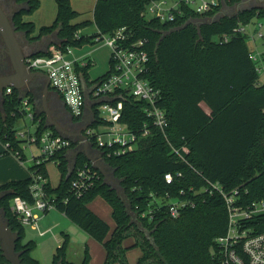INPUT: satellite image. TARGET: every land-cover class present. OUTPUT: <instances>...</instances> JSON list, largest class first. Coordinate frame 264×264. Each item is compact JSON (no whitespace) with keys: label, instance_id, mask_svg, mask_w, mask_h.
Segmentation results:
<instances>
[{"label":"trees","instance_id":"obj_1","mask_svg":"<svg viewBox=\"0 0 264 264\" xmlns=\"http://www.w3.org/2000/svg\"><path fill=\"white\" fill-rule=\"evenodd\" d=\"M16 1L24 5L11 18L17 32H26L31 40L56 34L60 40L56 46L64 50L94 43L103 34H114L123 26L132 31L133 39L146 38L151 58L149 79L162 90L160 104L171 123L166 136L156 129L154 136L141 139L139 146L125 155L108 157L103 149L105 159L115 169V176L122 181L127 200L118 189L105 184L103 177L85 196L74 197L71 185L75 170L68 176V150L57 151L45 162L33 164L32 170L37 169L47 178L45 188L55 198L57 209L103 243L107 251L104 264L116 261L128 264L123 241L130 236H134L136 244L142 248L138 264H217L215 240L226 232L229 220L225 199L220 194L204 191L195 196L190 188L200 190L208 181L220 182L227 192L238 190L237 205L248 206L264 199V82L256 69L257 62L250 57L247 37L234 33L239 25L263 18L264 10L225 15L218 21L202 23L199 31L196 21H210L222 12L225 2L232 6L240 0H220L219 6L203 14L183 5L182 13H176L173 21L145 16L148 5L155 0H97L93 20L97 31L84 35L81 30L92 21L75 23L79 12L71 0H57L55 21L41 26L35 34V23L24 20V16L36 11L40 0ZM187 22L189 24L184 26ZM223 34H231L232 38L228 42L215 39ZM90 68L91 64L78 66L88 87L93 85ZM123 100L121 120L138 131L147 119L143 110L146 103L132 97ZM21 102L14 89L11 95L4 96L0 106V140L10 144L0 157L20 151L21 160H25L22 141L16 137V121L23 117L19 109ZM100 123L103 120L98 119L94 125ZM41 129H45L43 124ZM169 142L180 150L188 163L172 153ZM51 160L61 171L57 187L51 185L45 167ZM84 163L91 164L80 154L77 165ZM177 171H182L184 177L167 185L164 174ZM32 183L30 176L0 185V192H4L0 211L10 227L20 234L16 250L21 252L22 264H41L32 255L36 242L25 241V226L11 209L15 196L33 202ZM181 189L187 191L186 197L197 199L196 207H188L180 217L173 218L163 204L153 219L141 216L142 212L156 206L152 193L163 197L169 191L177 196ZM99 195L111 204L116 224L107 240L111 226L88 206ZM252 224L264 231V215L256 217ZM67 241L68 235H64L52 264H91L89 252L81 262L68 259ZM6 263L0 244V264Z\"/></svg>","mask_w":264,"mask_h":264},{"label":"built area","instance_id":"obj_2","mask_svg":"<svg viewBox=\"0 0 264 264\" xmlns=\"http://www.w3.org/2000/svg\"><path fill=\"white\" fill-rule=\"evenodd\" d=\"M183 5L190 6L203 14L219 6L220 0H174L171 4L169 0H155L148 5L144 14L149 17L148 15L152 13V17L159 18L161 21H173L176 13H182ZM254 25L256 29L252 28ZM234 33H241L252 42L250 57L257 62L256 69L259 74L264 73V17H257L251 23L239 25ZM231 38V34H223L215 39L228 42ZM258 40H262L261 49L257 44ZM97 41H102L111 49L110 69L101 81L92 82L93 85L89 87L90 95H87L78 66L86 67L89 64L92 66L93 62L89 58L76 57L73 47L64 50L55 45L47 53L26 56L25 62L28 68L44 71L49 75L51 85L62 95L75 117L84 118L88 114L87 96L96 102L106 99L94 105L96 119L91 115L86 127L80 130L86 138L75 141L53 129H41L43 119L35 111L30 98L23 97L19 108L23 113L22 118H29L32 127L35 126V128L33 130L28 123L23 128L16 126V137L22 141L23 150L27 144L31 143H36L40 147L41 155L34 157V165L50 159L57 151L64 149L70 151L86 142L107 162L103 149L107 151L108 157L121 156L136 149L141 139L154 136L156 129L166 136V130L171 123L166 110L160 104L163 97L162 90L149 79L151 58L147 49V39L143 37L133 39L132 31L127 26H123L114 34H103ZM13 91V87H7L4 96L11 95ZM125 97H132L146 103L143 110L147 119L138 131L131 129L121 120ZM98 119L103 120V123L94 125ZM6 146L10 148L9 143ZM170 146L172 153L188 163L178 148L171 143ZM12 153L21 160L20 151ZM90 163L76 164L71 185V194L76 198L85 196L96 187L102 177L104 178L101 171L94 167L91 161ZM183 177L182 171L164 174L167 185H173ZM32 178L33 183L30 189L33 202L21 196H15L11 209L24 226L30 225L39 229L40 219L51 210L57 209V202L45 188L47 178L42 173L37 169L32 170ZM190 191H193L195 196L201 191L209 194L217 193L225 199L229 220L226 232L215 240L214 255L217 264H264V231H259L257 226L252 224L256 217L264 215V199L257 200L248 206L237 205L238 190L227 192L220 182L208 181V185L200 190L191 187ZM186 194L185 189H181L177 196H172L169 191L163 197L152 193L156 206L142 212L141 216L153 219L155 212L166 204L170 216L178 218L184 209L194 208L198 203L195 197H186ZM46 232L48 231H40V234L44 235Z\"/></svg>","mask_w":264,"mask_h":264},{"label":"rangeland","instance_id":"obj_3","mask_svg":"<svg viewBox=\"0 0 264 264\" xmlns=\"http://www.w3.org/2000/svg\"><path fill=\"white\" fill-rule=\"evenodd\" d=\"M174 0H169V4L173 3ZM234 6V5H232ZM227 12L233 14L234 10H222V12ZM152 17V13L148 15ZM91 15L89 11L82 12L76 20L90 19ZM256 29V25L252 27ZM95 28L93 26H88L83 28L81 32L86 35L90 34ZM250 47L252 42L248 40ZM259 48L263 47L262 40L257 42ZM77 52L81 55H92L96 60V64L90 70L92 76H97L99 74L105 73L110 67V47L103 44L102 41H96L94 43H87L82 47H76ZM261 82H264V73L260 77ZM28 123L29 126L34 130L35 126L32 127V122L29 118L17 119L16 124L19 128L25 127ZM10 155H14L9 153ZM24 154L26 155V160L21 161L25 163L28 167L33 164L34 157L41 155V149L36 143L27 144L24 148ZM14 162L12 158H5L0 160V167H9ZM47 174L53 186H57L60 182L61 171L59 166L54 160L48 161L46 163ZM92 207L96 209L101 216L110 224L111 229L106 236V240L111 237L113 230L115 228V220L112 216L113 208L111 204L101 195L97 196L93 202ZM47 230L48 233L44 236L40 235V231ZM64 235H68L66 256L68 259L81 262L86 254L89 252L92 264H104L106 249L102 242L97 240L91 234L82 229L78 224L71 221L67 216L62 214L58 209L52 210L47 214V217L39 222V229H35L30 225L25 226L24 239L25 241L34 240L36 241V246L33 249L32 255L40 260L41 264H52L53 255L57 250V247L63 243ZM139 236V235H138ZM61 242V243H60ZM123 245L127 247V261L128 264H138L139 258L142 255V248L140 245L136 244V238L134 236L127 237L123 241ZM113 264H121L116 261Z\"/></svg>","mask_w":264,"mask_h":264},{"label":"water","instance_id":"obj_4","mask_svg":"<svg viewBox=\"0 0 264 264\" xmlns=\"http://www.w3.org/2000/svg\"><path fill=\"white\" fill-rule=\"evenodd\" d=\"M225 5L227 3L225 2ZM21 9V7L19 8ZM18 9V10H19ZM253 8L243 9L242 6L235 5V6H228L226 10H235L236 13L230 14L227 12H221L212 20H200L196 21L199 31L201 28V24L205 22H215L220 20L225 15H237L246 10H252ZM17 10V11H18ZM13 13L11 16L6 12L2 3L0 2V32L6 42L8 47V52L10 54V61L13 68V72L10 74H3L0 75V92L4 93L7 87H13L15 90H18L21 94L20 99H23L24 90L25 88H29L30 85H38L40 81H46L45 88H44V106L45 112L47 113V126L55 128L60 134L65 137H70L73 140H78L80 138H86L83 131L75 133L70 131L69 129L62 127L50 114V111L46 108V96L47 92L50 89L51 81L49 75L44 71H34L28 68L25 58L28 55H37L42 53V51H33L31 53H26L23 49V37L27 36V33L22 31L20 33L17 32L15 25L13 24L11 18L14 16ZM189 24L187 22L184 26ZM23 34V35H22ZM88 106L87 109L91 112V115L96 119V113L94 110V105H90L91 99L87 96ZM99 101L97 103H101ZM96 104V103H93ZM70 157V171L68 176H70L73 171L75 170L78 156L80 154H85L87 159H89L93 166L96 167L101 171L104 176V183L111 186V188H116L120 191L124 200H127L125 188L122 186V181L114 176V168L108 164L103 158H101V154L96 153L94 148L88 143H84L83 146L78 145L75 148L69 151ZM4 195V192H0V198ZM131 209V205L128 206V210ZM135 218V215H132ZM20 238V234L17 231H14L10 225L8 220L6 219L5 215L0 211V244L3 250V254L7 259L6 264H22L21 261V252H17L16 244Z\"/></svg>","mask_w":264,"mask_h":264},{"label":"crops","instance_id":"obj_5","mask_svg":"<svg viewBox=\"0 0 264 264\" xmlns=\"http://www.w3.org/2000/svg\"><path fill=\"white\" fill-rule=\"evenodd\" d=\"M71 2H72L73 7L79 12V16H80V14H82V12L83 13L86 12V11H89L90 12V15H91V18L90 19H82V20H76L75 19L74 22L75 23H80V22H83V21H86V20L92 21L91 24L88 25V26H93L95 29L92 30V32L90 34H87V35L94 34L97 31V28H96V26L93 23V20H94V11H95V6H96L97 0H71ZM227 8H228V5H225L224 4L223 9L226 11ZM57 10H58L57 0H40V6H39V8L36 11H34L33 13H31V14L25 15L24 16V20H26V21H33L35 23V25H36V33L35 34H37V31H39V29H40L41 26H43V25H51L55 21L56 16H57ZM81 34H83V33L81 32ZM22 42H23V49H24V51L26 53H31L33 51L46 52L50 48H52L53 46H55L58 42H60V40L58 39L57 35L54 34V35H51V36H46V37H44L42 39H34V40H31V39L28 38V36H26V39H25V37H23V41ZM74 55L76 57H79V58H89V60H91L93 62L92 66H91V69L96 64V60L92 57V55H81V54H79L77 52V49L74 50ZM109 69H110V67H109ZM90 70H89V76H90V81L91 82L99 79L100 77H102L103 75H105L109 71V70H107L105 73L99 74V75H97V76L94 77V76L91 75ZM50 88L51 89H49V94L47 95L48 97L46 96L48 98V100L46 98V108L50 111L51 116L62 127H65L67 129H69L70 131H73L75 133H78V131L83 130L84 127L82 128V124H85V123L87 124L89 122V117L91 116V112L87 109L88 114L85 115L84 118H77V117H75L71 113L70 110H69L70 116L64 115L63 112H61L58 108H56L55 106H53V100H54V98L56 96V95H54V93H56V92L59 93V92L56 91L52 87V85L50 86ZM25 89H27V90H24V93H23L22 96L23 97H29L30 98V100L33 103V106H34L35 111L41 117V119H43V125H44V127L45 128L53 129L54 131L58 132L55 128L48 127L47 126V123H48L47 119L48 118H47V113L45 112L44 95H40V94H37V93L34 94L28 88H25ZM87 92H88L87 95H90V92L91 91H90L89 87L87 88ZM18 93H19V91H18ZM19 96H21L20 93H19ZM60 96H61V99L63 100V103L66 105V103H65V101H64V99H63V97H62L61 94H60ZM3 99H4V93H1L0 92V106H2V104H3ZM100 101H106V99L100 100ZM97 102H99V101H97ZM97 102L94 101L93 99H91L90 105H95L93 103H96L97 104ZM16 126L17 127H20L17 124H16ZM79 145H81V144H79ZM81 146H83V145H81ZM6 149H7L6 144H4L0 140V153L6 151ZM9 157L12 158L14 160V162H17V164L14 163L13 165H11L9 167H2V168L0 167V185H3V184H5V183H7V182H9L11 180H20V179H25V178H28V177L32 176V166H33L34 162H33L32 165H30V166L27 167L25 165V163L21 162V161H24V160H21L20 161V159L16 155H10V154H5V155L1 156L0 157V160L1 159H5V158H9ZM25 160H26V155H25ZM69 160H70V157H69ZM45 167H46V164H45ZM114 176H115V170H114ZM60 180H61V178H60ZM49 181H50V179H49ZM50 183H51V181H50ZM51 185H52V183H51ZM57 186H53V187H57ZM92 202H93V200L88 204L89 208L92 211H94L97 215H99L100 217H102L101 214L96 209H94L92 207V205H91ZM50 212H48V213H50ZM60 212H62V211H60ZM47 214H45L40 219L39 222H41L42 220H44L47 217ZM62 214H64V212H62ZM115 226H116V224H115ZM44 231H47V230L45 229ZM47 233L48 232H46L44 235H46ZM39 234H40V232H39ZM44 235H42V236H44ZM106 255H107V251H106ZM106 255H105V259H106ZM104 263H105V260H104ZM91 264H92V262H91Z\"/></svg>","mask_w":264,"mask_h":264},{"label":"flooded vegetation","instance_id":"obj_6","mask_svg":"<svg viewBox=\"0 0 264 264\" xmlns=\"http://www.w3.org/2000/svg\"><path fill=\"white\" fill-rule=\"evenodd\" d=\"M0 2L2 3L6 12L8 14H10V16L13 13H15L20 7L21 8L24 7V5L18 4L16 0H0ZM239 4H240V6H242L243 9L253 8V9H257V10H259V9L264 10V0H242V1H239L238 3H236L235 5L237 6ZM232 12H233V14L236 13L235 10ZM18 33H20V32L18 31ZM10 60L11 59H10V54L8 52V47H7L6 42H5L3 36L0 32V75L10 74L13 72V68H12ZM83 82H84L85 88L87 89L88 88L87 82L86 81H83ZM45 83H46L45 80L44 81L41 80L40 84L30 85L28 89L31 90V92L34 94L37 93L40 95H44ZM48 94H49V91L47 92V95ZM54 95H56V96L53 100V106H55L61 112H63L64 115L70 116L69 109L63 103V100L61 99L60 94L56 92V93H54ZM47 100H48V98H47ZM85 124H82V128L86 127L87 124L86 125Z\"/></svg>","mask_w":264,"mask_h":264}]
</instances>
